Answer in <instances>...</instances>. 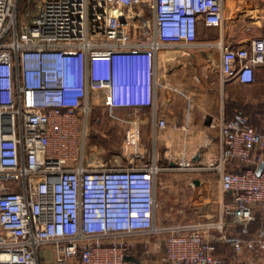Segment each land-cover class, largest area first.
I'll return each mask as SVG.
<instances>
[{
	"label": "built area",
	"instance_id": "obj_1",
	"mask_svg": "<svg viewBox=\"0 0 264 264\" xmlns=\"http://www.w3.org/2000/svg\"><path fill=\"white\" fill-rule=\"evenodd\" d=\"M17 4L0 0V264H41L39 249L46 245L56 263L124 264L134 247L130 236L141 233L164 234L170 264H219L202 236L209 228L233 252L253 251L264 264V227L249 226L255 211L264 214V165L255 172L264 162V111L253 124L234 109L218 121L216 154L175 165L216 174L218 212L208 221L157 224L163 167L154 158L96 164L84 129L92 100L149 106L154 116L160 52L191 43L197 19L222 25L249 17L257 0H37L31 15H19ZM213 45L221 81L251 82L254 65L264 63L263 36L243 46L221 39ZM128 61L144 67L142 97L115 86ZM139 137V125L130 123L122 142L134 145ZM228 161L243 166L231 169ZM227 215L238 224L232 233L224 231Z\"/></svg>",
	"mask_w": 264,
	"mask_h": 264
},
{
	"label": "crops",
	"instance_id": "obj_2",
	"mask_svg": "<svg viewBox=\"0 0 264 264\" xmlns=\"http://www.w3.org/2000/svg\"><path fill=\"white\" fill-rule=\"evenodd\" d=\"M257 5L264 7V0H257ZM261 9L258 11L264 18ZM239 18L222 25H206L197 19L191 43L174 44L171 49L160 52L154 116L149 106L113 107L101 100H92L94 104L84 124L87 147L105 149L96 158V164L126 165L154 158L163 167L157 175L155 193V219L159 225L208 221L216 217L220 200L216 174L209 170H180L175 165L183 159L200 162L216 154L218 121L234 109L246 114L253 124L258 123V115L264 111V63L254 65L251 82L240 83L234 78L220 80L214 41L221 39L231 46H243L251 37L258 36ZM242 18L248 20V17ZM260 35L264 37V28ZM115 80L118 89L134 91L139 97L144 95L145 74L141 63L126 62L118 68ZM106 91V88L100 90L103 94ZM159 118H164V126L157 125ZM130 123L139 125L140 137L134 145L126 146L122 137ZM109 135L121 137V141L107 152L102 142ZM226 166L241 169L243 165L228 161ZM223 198L227 199L228 195ZM255 217L260 219L258 225L264 227V215L255 211L252 220ZM226 218L225 233L236 231L238 224L230 222L228 215ZM161 235L164 234L131 235L134 247L125 255L124 264H170L163 258ZM202 236L214 245L219 264H258L260 260L253 251L233 252L227 243L218 239L214 229L203 230ZM39 258L41 264H72L56 263L49 245L39 249Z\"/></svg>",
	"mask_w": 264,
	"mask_h": 264
},
{
	"label": "rangeland",
	"instance_id": "obj_3",
	"mask_svg": "<svg viewBox=\"0 0 264 264\" xmlns=\"http://www.w3.org/2000/svg\"><path fill=\"white\" fill-rule=\"evenodd\" d=\"M37 0H18V4H17V12L19 15H31L33 12H35V2ZM259 8H263L262 12L264 13V7L261 5L259 6ZM258 5L255 8V11L253 12V15L251 14V18L248 17V20L246 18H242V15H236V18H239L240 20H243L242 22L245 23V25L247 24L248 26L252 27L253 32L256 33L257 35L262 34L263 32V28H264V18L261 16V12L258 11ZM135 10V9H134ZM150 16V12L146 11V17ZM247 17V16H245ZM241 22V21H240ZM132 29H135V31H137V27H132ZM250 32L251 29L249 28ZM261 36V35H260ZM113 134H116V130H112ZM112 135V134H111ZM110 137H105V139L103 140V144L106 145V149L107 152L108 150L110 151L111 149H114L113 147L117 146L116 144H119V142L121 141V137L120 138H116V136H111ZM119 137V136H117ZM86 144H88V141H86ZM87 148V145H86ZM122 148H126V146L122 145ZM87 150V149H86ZM95 150L98 152H96V158L99 157V155L103 154L105 150L103 147H96ZM178 163V162H177ZM182 170V169H180ZM264 215V214H263ZM262 215V216H263ZM259 220V221H258ZM225 221L228 222V218L225 217ZM260 219H258L257 217H255L254 220H252V222L249 223V226L255 227L259 224ZM161 239H162V244H163V239H164V235H161Z\"/></svg>",
	"mask_w": 264,
	"mask_h": 264
},
{
	"label": "bare ground",
	"instance_id": "obj_4",
	"mask_svg": "<svg viewBox=\"0 0 264 264\" xmlns=\"http://www.w3.org/2000/svg\"><path fill=\"white\" fill-rule=\"evenodd\" d=\"M111 11H112L113 13H118V12H119L118 9H112ZM144 11H145L144 15L146 16V11H147V9L145 8ZM137 19H138V18H137V16H136V14L134 13V15H133V23H134V25L137 24V22H138Z\"/></svg>",
	"mask_w": 264,
	"mask_h": 264
},
{
	"label": "water",
	"instance_id": "obj_5",
	"mask_svg": "<svg viewBox=\"0 0 264 264\" xmlns=\"http://www.w3.org/2000/svg\"><path fill=\"white\" fill-rule=\"evenodd\" d=\"M264 165V162L261 161L257 164V166L255 167V172L257 173Z\"/></svg>",
	"mask_w": 264,
	"mask_h": 264
}]
</instances>
